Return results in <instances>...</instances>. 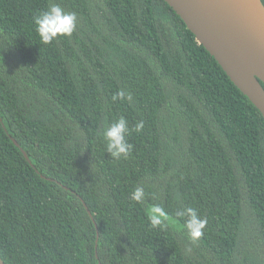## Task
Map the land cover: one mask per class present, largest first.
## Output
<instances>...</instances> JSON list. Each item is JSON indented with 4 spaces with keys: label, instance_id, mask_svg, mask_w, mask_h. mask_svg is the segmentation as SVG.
I'll list each match as a JSON object with an SVG mask.
<instances>
[{
    "label": "trees",
    "instance_id": "1",
    "mask_svg": "<svg viewBox=\"0 0 264 264\" xmlns=\"http://www.w3.org/2000/svg\"><path fill=\"white\" fill-rule=\"evenodd\" d=\"M50 3L77 27L44 44ZM122 116L134 148L114 160L103 131ZM186 207L207 220L196 243ZM0 258L264 264V119L163 0H0Z\"/></svg>",
    "mask_w": 264,
    "mask_h": 264
},
{
    "label": "water",
    "instance_id": "2",
    "mask_svg": "<svg viewBox=\"0 0 264 264\" xmlns=\"http://www.w3.org/2000/svg\"><path fill=\"white\" fill-rule=\"evenodd\" d=\"M163 1L264 119V5L261 0ZM23 155L27 158L25 152ZM0 264H5L1 258Z\"/></svg>",
    "mask_w": 264,
    "mask_h": 264
},
{
    "label": "clouds",
    "instance_id": "3",
    "mask_svg": "<svg viewBox=\"0 0 264 264\" xmlns=\"http://www.w3.org/2000/svg\"><path fill=\"white\" fill-rule=\"evenodd\" d=\"M35 31L44 44H51L59 37H70L77 27V14L66 12L56 3H50L47 10L40 12L33 17ZM114 100H132L130 94L123 90L119 91ZM143 121L135 124L134 131L139 133L143 130ZM128 121L122 116L118 120L109 124L103 131L105 151L114 160L127 158L134 146L128 142L130 135ZM145 190L142 186H137L131 193V200L141 203L145 199ZM175 216L183 221V228L188 239L192 243L198 242L203 236V230L207 225V220L202 218L193 207H186L175 212ZM147 218L152 227L162 226L167 219V213L159 204L152 205L147 212Z\"/></svg>",
    "mask_w": 264,
    "mask_h": 264
}]
</instances>
